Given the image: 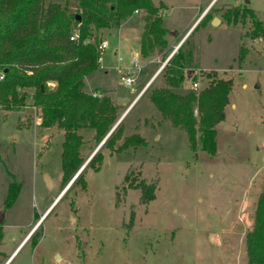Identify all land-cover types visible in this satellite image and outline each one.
I'll return each mask as SVG.
<instances>
[{"label":"rangeland","instance_id":"1","mask_svg":"<svg viewBox=\"0 0 264 264\" xmlns=\"http://www.w3.org/2000/svg\"><path fill=\"white\" fill-rule=\"evenodd\" d=\"M151 1L165 7L162 26L177 42L162 54H138L144 71L126 87L120 76L144 14L97 33L108 47L83 89L108 97L117 118L99 142L92 130H77L82 162L64 192L72 178L61 181L63 131L38 126L31 92L20 110H0V264H249L244 238L264 177V42L249 37V20L231 27L215 12L246 6L264 25V0ZM184 42L196 54V73L231 80L212 156L192 151L185 132L148 98L163 86L167 65L150 82L156 60ZM127 138L133 141L123 147ZM9 188L15 198L5 208ZM34 219L29 241L9 257Z\"/></svg>","mask_w":264,"mask_h":264},{"label":"trees","instance_id":"2","mask_svg":"<svg viewBox=\"0 0 264 264\" xmlns=\"http://www.w3.org/2000/svg\"><path fill=\"white\" fill-rule=\"evenodd\" d=\"M162 9L161 4L155 6L151 0H0V69L4 74L0 105L4 111H18L25 103V92L30 91L38 126L63 131V184L82 162L77 130H92L93 140L99 142L117 118V108L108 97H92L83 89L84 78L98 69L96 47L101 40L97 33L116 29L134 12H142L144 25L138 54L146 58L165 53L169 43L159 15ZM215 13L231 27L249 20V37L264 42V25L252 9L237 6ZM74 33L76 38L70 41ZM243 56L240 47L237 59L241 61ZM196 69V54L184 42L164 68L163 86L153 89L148 98L163 119L185 132L192 151L198 146L212 156L215 127L224 118L231 80L216 79L211 72L196 73ZM193 84L197 87L193 88ZM113 141L114 136L109 137L105 146L111 148ZM132 141L127 138L122 146ZM11 190L7 192L6 206L15 198V190ZM244 245L249 264H264V177Z\"/></svg>","mask_w":264,"mask_h":264},{"label":"built area","instance_id":"3","mask_svg":"<svg viewBox=\"0 0 264 264\" xmlns=\"http://www.w3.org/2000/svg\"><path fill=\"white\" fill-rule=\"evenodd\" d=\"M134 13H136V12H134ZM74 38H76V33H74L69 38V40L72 41ZM179 46H180V44L174 46L173 49L171 50L170 54L167 56V58L164 61H161L160 58H158L156 60V62L160 64V67L158 68L157 73L160 72V70L163 69L167 65V62L169 61V59L174 54H176L177 49L179 48ZM106 48H107V43L105 41H101L97 45L96 50H97V54H98V57H97L98 64L100 63L101 55L106 50ZM141 69H142V66L140 65L139 58L137 56H135V55H130V57L128 59L127 66L122 68L123 74L120 76V81L123 82L126 87H131L133 85V83H134V80H135V74L139 73L141 71ZM3 78H4V74H3V71L0 69V81H2ZM196 87H197V85L193 84V88H196ZM91 95H92V97H99L94 92H92ZM32 109L34 111V108H32ZM0 110H2V106L1 105H0ZM263 146H264V144H263Z\"/></svg>","mask_w":264,"mask_h":264},{"label":"crops","instance_id":"4","mask_svg":"<svg viewBox=\"0 0 264 264\" xmlns=\"http://www.w3.org/2000/svg\"><path fill=\"white\" fill-rule=\"evenodd\" d=\"M152 2V1H151ZM159 4H161V3H159ZM163 6V5H162ZM164 6H163V9L160 11V13L162 14V12L164 11ZM208 10L206 9L205 11H204V13H206ZM203 13V14H204ZM143 30V29H142ZM142 33V32H141ZM141 33H140V35H141ZM140 35H139V38H140ZM176 35H177V33H170V36H171V41H169L168 40V43H169V48L170 47H172L177 41H176V39L178 38V35H177V37H176ZM139 38H138V40H137V49H136V52L135 53H131L130 55H135V56H137L138 57V42H139ZM167 39H168V37H167ZM106 40V39H105ZM106 42V41H105ZM108 47V46H107ZM116 50H114L113 52H112V55H113V57H116ZM139 58V57H138ZM142 66V69H141V71H144L143 69H144V64H142L141 65ZM158 70V69H157ZM157 70L154 72V74L152 75L153 77L151 78V80H150V82L152 81V79H154L155 78V76L159 73H157ZM145 74L144 75H149V72H147V71H145L144 72ZM85 91V90H84ZM28 92H30V91H28ZM85 92H88V91H85ZM94 93H96V94H101V93H99V92H94ZM116 114H117V112H116ZM117 116V115H116ZM51 129V128H50ZM5 264V263H4Z\"/></svg>","mask_w":264,"mask_h":264},{"label":"flooded vegetation","instance_id":"5","mask_svg":"<svg viewBox=\"0 0 264 264\" xmlns=\"http://www.w3.org/2000/svg\"><path fill=\"white\" fill-rule=\"evenodd\" d=\"M5 208H8V206H4ZM2 220H3V216L0 215V225L2 223ZM40 220L38 219H34V223L31 224V226L29 227V229H27L25 231V233L21 234L20 237H19V241L18 243L16 244V246L14 247V250L12 251V253L9 255V257L21 246V245H26L27 242L29 241L33 231L32 228L35 226V224H37ZM31 232V233H30ZM6 262V261H5ZM3 262V263H5Z\"/></svg>","mask_w":264,"mask_h":264},{"label":"water","instance_id":"6","mask_svg":"<svg viewBox=\"0 0 264 264\" xmlns=\"http://www.w3.org/2000/svg\"><path fill=\"white\" fill-rule=\"evenodd\" d=\"M214 22H218V20L216 19V18H213L212 19V23H214ZM77 175V173L75 174V176ZM74 176V177H75ZM74 177L69 181V183L66 185V187L64 188V190L62 191V192H64L65 191V189H67V187L71 184V182L74 180ZM45 181H46V183H47V185H49V181L47 180V178L45 177ZM62 192H61V194H62ZM60 194V195H61ZM59 195V196H60ZM59 198V197H58Z\"/></svg>","mask_w":264,"mask_h":264}]
</instances>
